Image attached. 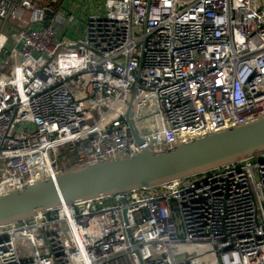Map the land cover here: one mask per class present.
Returning a JSON list of instances; mask_svg holds the SVG:
<instances>
[{
  "label": "built area",
  "instance_id": "1",
  "mask_svg": "<svg viewBox=\"0 0 264 264\" xmlns=\"http://www.w3.org/2000/svg\"><path fill=\"white\" fill-rule=\"evenodd\" d=\"M261 116L264 0H0V195ZM0 264H264V150L0 226Z\"/></svg>",
  "mask_w": 264,
  "mask_h": 264
},
{
  "label": "water",
  "instance_id": "2",
  "mask_svg": "<svg viewBox=\"0 0 264 264\" xmlns=\"http://www.w3.org/2000/svg\"><path fill=\"white\" fill-rule=\"evenodd\" d=\"M263 150L264 116H261L180 143L173 149L144 148L135 155L67 168L0 195V226L27 220L78 200L113 196L189 178Z\"/></svg>",
  "mask_w": 264,
  "mask_h": 264
},
{
  "label": "rangeland",
  "instance_id": "3",
  "mask_svg": "<svg viewBox=\"0 0 264 264\" xmlns=\"http://www.w3.org/2000/svg\"><path fill=\"white\" fill-rule=\"evenodd\" d=\"M66 147L62 148L59 154V159L62 160L64 155H66L65 151ZM68 156V155H67Z\"/></svg>",
  "mask_w": 264,
  "mask_h": 264
}]
</instances>
